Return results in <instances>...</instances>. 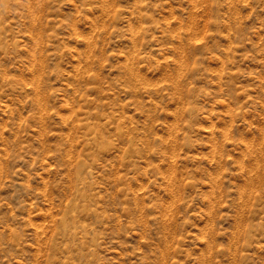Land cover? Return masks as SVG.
<instances>
[{
    "label": "rangeland",
    "instance_id": "rangeland-1",
    "mask_svg": "<svg viewBox=\"0 0 264 264\" xmlns=\"http://www.w3.org/2000/svg\"><path fill=\"white\" fill-rule=\"evenodd\" d=\"M0 264H264V0H0Z\"/></svg>",
    "mask_w": 264,
    "mask_h": 264
},
{
    "label": "bare ground",
    "instance_id": "bare-ground-1",
    "mask_svg": "<svg viewBox=\"0 0 264 264\" xmlns=\"http://www.w3.org/2000/svg\"><path fill=\"white\" fill-rule=\"evenodd\" d=\"M250 182V181H249Z\"/></svg>",
    "mask_w": 264,
    "mask_h": 264
}]
</instances>
